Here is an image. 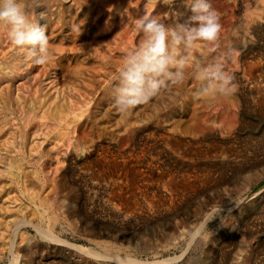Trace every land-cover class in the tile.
<instances>
[{
	"label": "rangeland",
	"instance_id": "rangeland-1",
	"mask_svg": "<svg viewBox=\"0 0 264 264\" xmlns=\"http://www.w3.org/2000/svg\"><path fill=\"white\" fill-rule=\"evenodd\" d=\"M256 1L211 0L221 11L218 41L198 42L186 53L182 84L126 112L114 103L118 75H108L106 86L88 74L68 72L65 79L50 69L34 77L33 70L11 78L6 95L1 75L11 69L0 53V115L11 113L20 123L0 122V264H7L11 249L21 254L20 264H129L126 258L136 264H264V0H258L257 12L251 9ZM177 4L174 12L191 13L183 1ZM73 12L69 16L77 18ZM244 21L243 45L233 47L228 40ZM62 33L55 41L80 51L69 56L71 67L89 61L120 71L122 63L105 49L95 61L93 48L101 43L87 48L85 33L77 41L67 27ZM197 63H219L234 76L241 106L230 133L219 123V113L228 110L220 98L206 104L192 97V88L199 87ZM192 109L210 116L211 130L196 135L167 130L180 117L185 125ZM71 111L80 114L77 121L58 125L57 113L70 120Z\"/></svg>",
	"mask_w": 264,
	"mask_h": 264
},
{
	"label": "bare ground",
	"instance_id": "bare-ground-1",
	"mask_svg": "<svg viewBox=\"0 0 264 264\" xmlns=\"http://www.w3.org/2000/svg\"><path fill=\"white\" fill-rule=\"evenodd\" d=\"M183 0H173V2H182ZM237 1V0H234ZM231 2V1H230ZM259 1L257 0L256 3H254L253 7L251 8L252 11L257 12L259 10ZM175 3V4H176ZM44 7L42 8H33L30 15L33 17L36 16L37 13L40 11L46 12V20H40L39 23L43 25H47V31L48 32V39H49V52L51 54V59L48 63L44 65H35L31 58L23 54L22 52L18 51L13 45L8 37L7 29L0 28V53L3 52L4 57V63L7 64L11 71L8 74H11L9 76L6 73H2L1 77L4 82V87H6V95L9 93L11 78L16 77H27L31 71L35 70L33 76L35 77L38 74H48L50 69H55L52 73H55L58 77L65 78L66 73L72 72L75 75H81L82 78L86 76L85 74H88L89 77H97L98 81L104 85L107 86V78L108 75L111 76H117L119 72L117 73L115 69L113 68H103V67H97L92 66L88 62H78L74 66L71 67V59L72 57L69 56H78L79 50L74 47H65L64 44L61 42H56V38H58L64 28H68L71 31H73L72 37L74 41L80 40L81 35L85 33V40L83 42L84 45H86L87 48H92L95 43H101L102 46L94 47L93 52V58L96 60L102 59L104 57V53L102 52L103 49H105L109 56L112 57L116 62L123 63V55L128 49L133 48V44L139 43L140 40V34L137 33L135 29V22L137 19L142 17L145 14H148L150 16H160L159 18L163 20L165 24H174L175 22L184 23L189 16L192 14H184L182 11L180 13H183L182 16L177 18L173 15L174 10H179V5H168L164 3V0H43ZM247 4V3H246ZM173 6V7H171ZM217 6V5H216ZM124 7V8H123ZM240 8V7H239ZM238 9V8H236ZM74 11L72 14H79L77 18H74V16H69L71 14V11ZM224 10V9H223ZM228 10V9H227ZM239 10V9H238ZM243 11V10H242ZM221 13V11H220ZM243 14V13H242ZM222 15V14H221ZM224 16V15H223ZM64 17L65 20L62 18ZM225 17V16H224ZM56 29V33H54ZM248 25L244 22H241L239 24V31L234 35L232 39H229L228 42L233 44V47L237 45L242 46L243 42H240L241 39L244 38L245 33L247 32ZM91 33V34H90ZM47 34V33H46ZM63 34V33H62ZM89 35L90 38H89ZM109 36V37H107ZM225 36V35H224ZM63 37V36H62ZM246 37V36H245ZM64 40V39H63ZM67 41V40H66ZM256 42V41H255ZM207 43V42H206ZM258 43V42H257ZM77 44V43H76ZM247 45V44H246ZM81 46V45H80ZM203 46V45H202ZM207 46V47H206ZM203 48V51H205L208 48V45H206ZM259 46V44H258ZM85 47V46H84ZM238 47V46H236ZM7 48L6 50H4ZM4 50V51H3ZM90 50V49H89ZM211 50V49H210ZM224 50V49H223ZM242 50V49H241ZM240 50V51H241ZM236 51V50H234ZM260 51V50H259ZM84 52V50L82 51ZM211 52V51H209ZM260 53V52H259ZM258 53V54H259ZM88 54V53H87ZM215 54V53H214ZM217 54V53H216ZM219 54V53H218ZM217 54V55H218ZM228 54V53H227ZM247 54V53H246ZM63 56H66L63 58ZM88 56V55H87ZM243 56V55H242ZM86 57V56H85ZM229 57V56H228ZM90 58V57H89ZM227 58V56H226ZM225 58V60H226ZM84 59V57H83ZM92 59V58H91ZM222 59V58H221ZM234 61L236 58H233ZM244 59V58H243ZM90 60V59H89ZM239 60V59H238ZM107 61V60H106ZM105 61V62H106ZM202 61V60H201ZM215 61V60H214ZM228 61V60H227ZM253 60H251L252 62ZM255 61V60H254ZM104 62V63H105ZM229 62V61H228ZM258 60L256 63H259ZM1 63V59H0ZM222 63V62H221ZM245 63V62H244ZM199 64V63H197ZM230 64V63H229ZM247 65V63H245ZM242 65V64H241ZM245 65V66H246ZM252 66V64H250ZM40 66V67H39ZM255 66V65H253ZM2 67V66H1ZM247 67V66H246ZM245 67V68H246ZM256 67V66H255ZM254 69V68H253ZM120 70V69H119ZM252 70V69H251ZM259 70V69H258ZM253 70V71H258ZM264 70V69H263ZM227 71V70H226ZM247 71V70H246ZM116 72V73H115ZM252 72V71H251ZM250 72V73H251ZM249 73V74H250ZM253 73V72H252ZM256 73V72H255ZM258 73V72H257ZM261 74V73H260ZM252 75V74H251ZM49 76H51L49 74ZM248 76V74H247ZM250 76V75H249ZM254 76H256L254 74ZM252 76V77H254ZM259 76V75H258ZM68 77V76H67ZM187 78V77H186ZM251 78V76H250ZM34 79V78H33ZM60 79V78H59ZM66 79V78H65ZM74 79V76L73 78ZM76 79V77H75ZM258 79V78H257ZM61 80V79H60ZM59 80V81H60ZM68 80V79H67ZM90 80V79H89ZM254 80V79H253ZM49 81V80H48ZM56 81V82H59ZM65 81V80H64ZM64 81L62 80V86L64 84ZM45 83V82H44ZM61 83V82H60ZM59 83V84H60ZM67 83V82H66ZM65 83V85H66ZM69 83V81H68ZM72 83V82H71ZM70 83V84H71ZM81 83V82H80ZM54 84V83H53ZM73 84V83H72ZM199 84V83H197ZM248 84V83H247ZM253 84V83H252ZM260 84V83H259ZM68 85V84H67ZM66 85V86H67ZM255 85V84H254ZM52 86V84H51ZM57 87V86H56ZM68 87V86H67ZM197 87V85H195ZM58 88V87H57ZM56 88V89H57ZM63 87H61L62 89ZM198 88V87H197ZM65 89V88H64ZM63 89V90H64ZM99 89V88H98ZM190 89V88H188ZM194 88H192L191 91H193L194 96ZM20 88L17 87L15 91V98L18 101L20 100L19 95ZM59 90V89H58ZM197 90V89H196ZM195 90V91H196ZM52 91V90H51ZM54 91V90H53ZM98 91V90H97ZM190 91V92H191ZM67 92V91H66ZM75 92V91H72ZM168 92V91H167ZM170 92V91H169ZM2 93V90L0 91V94ZM69 93V92H68ZM33 94V93H32ZM65 94V92H64ZM168 94V93H167ZM72 95V94H71ZM77 95V94H76ZM177 95V94H176ZM175 95V96H176ZM256 95V94H254ZM260 96V94H258ZM64 96V95H63ZM96 96V95H95ZM158 96V95H157ZM162 96V95H161ZM170 96V94H169ZM253 96V95H252ZM257 96V95H256ZM94 97V96H92ZM91 97V100L93 99ZM221 99V102L228 107V110L225 111V113L220 112L219 113V123L222 126V128L229 133L231 130L239 123V107L241 106V101L239 96L236 93H233L231 96H216ZM261 97V96H260ZM59 98V97H58ZM57 98V99H58ZM64 98V97H63ZM155 98V97H154ZM167 99V98H166ZM180 99V98H179ZM213 98H202V100L209 104ZM259 99V98H258ZM177 100V99H176ZM192 100V99H191ZM89 104V100H87ZM112 101V100H111ZM181 101V100H180ZM179 101V102H180ZM252 101V100H251ZM259 101V100H258ZM108 102V101H107ZM113 102V101H112ZM189 102V101H187ZM220 102V101H219ZM260 102V101H259ZM258 103V102H257ZM113 104V103H112ZM154 104V103H153ZM179 105V104H177ZM182 105V104H181ZM262 105V104H261ZM105 106V105H104ZM141 106V105H140ZM176 106V105H175ZM187 106V105H186ZM171 107V106H170ZM184 107V106H183ZM197 107V106H196ZM204 107V106H203ZM210 107H212L210 105ZM174 108V107H173ZM260 108V107H259ZM180 109V108H179ZM181 109H185L181 107ZM212 109V108H211ZM49 110V109H48ZM170 110V109H169ZM202 110V109H201ZM55 111V110H54ZM58 111V110H56ZM92 111V110H91ZM172 111V110H171ZM185 111V110H184ZM200 111V110H199ZM12 112V111H10ZM133 112V111H132ZM175 112V111H173ZM171 112V113H173ZM178 112V111H176ZM183 112V111H182ZM186 112V111H185ZM202 112V111H201ZM14 113V112H13ZM51 113V112H50ZM72 117L70 120H68L69 117H66V115H62L61 112H58L57 117L55 120L57 121L58 125L63 126H70L71 123H75L77 121L76 117L77 115L80 116L79 113H76L74 111L70 112ZM69 113V114H70ZM83 113V112H81ZM170 113V114H171ZM181 112L179 111L178 114ZM199 113V112H198ZM195 109H192L190 111V116L187 123L183 125L182 120L183 117H180L181 119H175L173 124L167 129L168 131H171L172 134L175 132L178 134H188V135H196L198 133H202L204 131H209L212 128V125L214 122L212 119H210V116L207 114L205 117H202L201 115H198ZM119 114V113H118ZM166 114V112H165ZM184 114V113H183ZM181 113V115H183ZM186 114V113H185ZM251 114V113H250ZM94 115V114H93ZM245 115V114H243ZM164 116V115H163ZM175 116V115H174ZM186 116V115H185ZM252 116V115H251ZM41 117V116H40ZM44 116L42 115V118ZM46 117V116H45ZM250 117V116H249ZM262 117V116H261ZM54 118V117H53ZM74 118V119H72ZM87 118V117H86ZM94 118V117H93ZM102 118V117H101ZM52 119V118H51ZM162 119V118H161ZM160 120V119H159ZM181 120V121H180ZM79 121V120H78ZM87 121V119L85 120ZM163 121V120H162ZM0 122L2 123H11L12 125H19L20 123L16 121L14 116L11 115V113H7L4 116L0 115ZM157 122V121H156ZM216 122V121H215ZM169 123V122H167ZM166 123V124H167ZM124 125V124H123ZM126 125V124H125ZM133 125L132 120L128 122V128L131 129ZM164 125V124H163ZM219 125V126H220ZM82 126V125H81ZM101 127V125H100ZM125 127V126H124ZM165 127V126H164ZM84 128V127H83ZM86 128V127H85ZM84 128V129H85ZM221 128V127H220ZM89 129V128H88ZM87 129V130H88ZM92 129V128H91ZM252 129V128H251ZM259 129V128H258ZM68 130V129H66ZM148 130V129H147ZM253 130V129H252ZM152 131V130H151ZM254 131V130H253ZM258 131V130H257ZM79 132V131H78ZM87 132V131H86ZM88 133V132H87ZM86 133V135H87ZM227 133V132H226ZM39 134V133H38ZM82 134H84V131H82ZM89 134V133H88ZM93 135V134H92ZM4 136V135H3ZM172 136V135H171ZM81 137V136H80ZM83 138V136H82ZM106 138V137H105ZM84 139V138H83ZM82 139V140H83ZM225 139V138H224ZM33 140V139H32ZM87 140V139H86ZM110 141V140H109ZM199 141V140H198ZM180 145V144H179ZM189 145V144H188ZM216 145V144H215ZM126 146V145H125ZM219 146V145H218ZM22 147V146H21ZM20 147V148H21ZM222 147V146H221ZM212 148V147H210ZM215 148V146H214ZM210 150V149H209ZM126 151V150H125ZM213 151V149H212ZM224 151V149H223ZM25 152V151H24ZM222 152V151H221ZM20 153V152H19ZM201 153V152H200ZM185 154V153H184ZM106 156V155H105ZM187 156V155H186ZM100 157V156H99ZM119 157V156H118ZM205 157V156H204ZM124 158V157H123ZM199 158V157H198ZM100 159V158H99ZM112 159V158H111ZM104 160V159H103ZM129 160V159H128ZM99 162V161H98ZM129 162V161H128ZM132 162V161H131ZM92 163V162H91ZM104 164V162H102ZM120 163V162H119ZM133 163V162H132ZM102 164V165H103ZM91 165V164H90ZM96 165V164H94ZM93 165V166H94ZM98 165V164H97ZM100 166V165H99ZM7 167V166H6ZM61 167V166H60ZM97 167V166H96ZM98 168V167H97ZM96 168V169H97ZM101 168V167H100ZM99 168V169H100ZM12 169V168H11ZM102 169V168H101ZM13 170V169H12ZM124 170V169H123ZM17 171V170H16ZM115 171V170H114ZM119 171V170H118ZM127 171V170H126ZM101 172V170H100ZM104 172V171H103ZM133 172V171H132ZM117 173V172H116ZM15 174V173H14ZM101 174V173H100ZM111 174V173H110ZM16 176V175H15ZM22 176V175H21ZM105 176V175H104ZM108 176V175H107ZM118 176V175H117ZM128 176V175H127ZM130 176V175H129ZM103 177V176H102ZM106 177V176H105ZM112 177V175H111ZM133 177V176H132ZM108 178V177H107ZM259 179V177H258ZM20 181V180H19ZM102 181V180H101ZM107 181V180H106ZM191 181V180H189ZM204 181V180H203ZM250 182V181H249ZM20 183V182H19ZM204 183V182H203ZM131 185V184H129ZM179 185V184H178ZM106 186V185H105ZM117 186V185H116ZM181 186V185H180ZM246 186V185H245ZM249 186V185H248ZM18 187V186H17ZM20 187V186H19ZM130 187V186H129ZM250 187V186H249ZM169 189V188H168ZM185 189V188H183ZM56 191V190H55ZM56 203V202H55ZM43 206V205H42ZM41 206V207H42ZM54 207V206H53ZM44 209V208H43ZM46 209V208H45ZM20 210V209H19ZM45 212V211H44ZM52 214V213H51ZM48 220V219H47ZM38 221V220H37ZM16 222V221H15ZM40 222V221H39ZM20 223V222H19ZM14 226V225H13ZM39 226V225H38ZM15 228V227H14ZM17 229V228H15ZM41 232V231H40ZM43 232V231H42ZM44 233V232H43ZM41 235H44V234ZM46 235L51 236L52 234L49 231H46ZM14 236V235H13ZM12 237V236H11ZM52 238H56L57 241L59 240L57 237L51 236ZM14 238V237H13ZM13 239H11L12 241ZM108 241V240H107ZM97 245V244H96ZM108 245V244H106ZM115 245V244H114ZM13 246V244H12ZM11 245L9 246L12 247ZM94 246V245H93ZM78 249L82 250H89L85 249L82 246H76ZM98 247V246H97ZM103 247V246H102ZM104 248V247H103ZM107 248V247H106ZM116 248V247H115ZM122 248V247H121ZM120 248V249H121ZM95 249V248H94ZM105 249V248H104ZM114 249V248H113ZM10 250V249H9ZM102 250V248H101ZM99 251V250H98ZM121 251V250H120ZM90 252V251H89ZM106 252V251H104ZM110 253V252H109ZM119 253V252H118ZM92 254V253H91ZM95 254V253H93ZM92 254V255H93ZM105 254V253H104ZM96 255V254H95ZM103 255V254H102ZM108 255V254H107ZM110 255V254H109ZM101 258V255H99ZM116 258V255L113 256V258ZM126 257V256H125ZM128 257V256H127ZM98 258V257H97ZM112 258V257H110ZM112 258V259H113ZM123 258V257H122ZM121 260H124L122 259ZM175 259V258H174ZM120 260V261H121ZM168 260V259H167ZM126 262L133 261L132 258H126Z\"/></svg>",
	"mask_w": 264,
	"mask_h": 264
},
{
	"label": "clouds",
	"instance_id": "clouds-1",
	"mask_svg": "<svg viewBox=\"0 0 264 264\" xmlns=\"http://www.w3.org/2000/svg\"><path fill=\"white\" fill-rule=\"evenodd\" d=\"M173 3V0H164ZM192 13L184 23L166 25L163 20L148 14L135 22L140 34L135 48L123 55V63L113 89L114 103L126 112L147 103L169 85H180L186 77L190 57L186 54L198 42L215 44L221 30L220 13L211 0H183ZM44 7L43 0H0V28L7 29L16 49L35 65H44L51 59L46 12L30 15L33 8ZM179 19L183 13H173ZM194 78L199 82L195 98L231 96L237 90L234 76L219 63L193 66ZM21 254L15 249L8 253L7 264H20ZM129 264H136L130 261Z\"/></svg>",
	"mask_w": 264,
	"mask_h": 264
}]
</instances>
